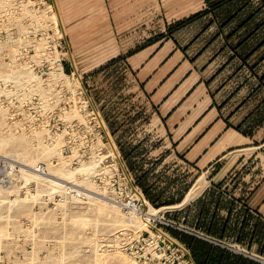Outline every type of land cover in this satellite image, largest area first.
Wrapping results in <instances>:
<instances>
[{
  "label": "rangeland",
  "instance_id": "374dc122",
  "mask_svg": "<svg viewBox=\"0 0 264 264\" xmlns=\"http://www.w3.org/2000/svg\"><path fill=\"white\" fill-rule=\"evenodd\" d=\"M263 4L237 0L171 35L170 23L202 10L204 0H0V264H178L155 256L162 240L181 244L169 230L180 227L174 212L147 200L136 211L125 205L143 193L121 149L141 147L152 159L144 156L146 169L170 147L133 72L161 48L153 67L173 45L190 63L203 52L200 89L195 78L192 87L189 76L175 78L166 102L213 91L233 115L264 92L213 37L224 16L236 15L224 31H238L232 43L243 44L241 55L252 51L264 42ZM263 56L264 46L249 60L260 75ZM236 121L244 134L264 132ZM181 165L167 157L154 175L183 183L203 175Z\"/></svg>",
  "mask_w": 264,
  "mask_h": 264
},
{
  "label": "crops",
  "instance_id": "0c3cea01",
  "mask_svg": "<svg viewBox=\"0 0 264 264\" xmlns=\"http://www.w3.org/2000/svg\"><path fill=\"white\" fill-rule=\"evenodd\" d=\"M161 51L159 49L141 63L138 75L144 79L153 76L152 83L158 82L157 85L170 75L163 90L174 87L188 75L189 86L197 82L195 86L199 90L202 78L199 68L200 62L205 63L204 53L190 63L173 48L153 67ZM257 89L264 92L263 88ZM182 97L174 103H166V106L169 104L167 109ZM211 103L209 98L185 100L166 122L178 153L193 165L189 166L191 170L203 175L190 183L180 203L163 208L174 212L176 223L180 225L177 231L214 247L206 249L212 264H264V132L261 134V126L249 135L228 127L226 107L218 111L211 108ZM240 103L229 123L237 118V124L264 125V95ZM216 165L215 172L210 176L205 174ZM179 215H182L180 219ZM179 242L188 251L193 264H206L196 251Z\"/></svg>",
  "mask_w": 264,
  "mask_h": 264
},
{
  "label": "trees",
  "instance_id": "16d2710c",
  "mask_svg": "<svg viewBox=\"0 0 264 264\" xmlns=\"http://www.w3.org/2000/svg\"><path fill=\"white\" fill-rule=\"evenodd\" d=\"M236 2L237 0H204V7L202 10L188 17L177 20L174 23H170V25L168 26V29L170 30L171 35L175 34L177 30L180 29L181 27L198 20L203 16H211L213 18L219 12L226 11L227 9H229V7L235 4ZM235 19H236V15L235 16H230V15L224 16L220 21L221 23L219 22L220 24H217L218 31L214 35L213 40L215 41L221 38L223 42L222 46L227 47L231 51H233V55L231 59L238 58V60L241 61V65L243 67H247V68L249 67L252 70L254 76H256L258 80V87H260L261 89L262 88L264 89V72L261 75L256 73L257 69L260 68V63L254 64V65H250L249 63V60L251 59V57L256 52H258L261 49V47L264 46V42L259 44L254 49H252V51H246L247 53H244L243 55H241L240 51L243 50V47H244L243 44L241 43L233 44L232 43V39L238 33V31L237 32L235 31V33H233V31L231 30L227 34L224 31L226 28H228L229 24H231V22H233ZM252 19H253L252 17H248L245 21H243L242 25H240L241 26L240 29L242 27H246V25L249 24V22ZM155 41L156 39H153L150 42H148L147 45L145 46L152 45L157 42ZM144 47H141L140 49L136 51L140 52L141 49ZM174 48H175V51L180 50V48L178 49L175 45H174ZM136 51H133L131 55H134L133 53H135ZM202 54L203 52H199L195 58L197 59ZM263 59H264V56H263ZM133 73L135 74L136 78L138 77L137 80L139 81V88H140V92L142 93L144 97V101L150 104V105L148 104L150 108L154 111L157 117L162 121V125L165 131L164 134L168 142L170 143V147L166 149L165 151H163L158 158H154V160H156L157 162L150 163L151 167L150 168L148 167L146 169L142 163L145 161V158L149 159V155H147V153L142 154L141 147H138V148L131 147L130 149L122 148L121 150L123 153L122 152L121 153L124 154L123 157H125L124 161L126 163V166L128 170L130 171V173L133 175L136 184L142 191L146 200L157 208L164 207V206H171V205L180 203L182 201L185 193L188 191L190 187V183H187V182L183 183L181 179V177L183 176L179 177L180 178L179 180H176V179L168 180L167 178L160 177V174H162V172L158 171V174L154 175V171L156 170L155 166L159 162L163 163V161L166 160L167 157H172L174 162L176 161L179 164H182L181 166H184L183 168H181L182 172H185L186 170H187L186 172H189L191 170V167L189 166H193L187 160H185L184 156L178 153L176 149L177 144L174 143V141L171 138V135H169V128H168V125L166 124L167 120L171 118L177 112L179 107L182 106V104L185 102L186 99L185 97H183L180 101L176 103V105L167 109V107L165 108V102L169 100V98L171 97V92L172 91L174 92L175 91L174 88L177 86L175 85L174 87H171L170 89L163 90L164 86L166 85L167 81L170 79L171 76L168 75L167 77L163 79L161 83L157 85L158 82L152 83V78H154L153 76H147L144 79L138 75V71L133 72ZM215 78L216 76L211 80H208V81L206 80V86L209 87V85L215 81ZM164 92L166 93H165V96L162 98V93ZM209 92H210L209 93L210 100L212 102L211 108L215 107L218 109V111H220L226 107V104L228 103L227 100L221 103H218L215 100V92L213 91H212L213 93L211 91ZM159 97L161 98V100L158 102L157 98L159 99ZM142 106L145 107V105H142ZM187 112L188 111H186V114H188ZM231 116L232 115L228 114L226 117L228 119L226 121L228 127L233 128L234 130H239L232 123H229V119L231 118ZM110 127L112 129V132H114V135H116L117 132H115V129H113L112 123H110ZM151 149L157 150L158 145L157 144L154 145L153 147H151ZM149 160H152V159H149ZM175 176L176 174L174 175V177ZM154 177H159V178L152 180ZM169 230L179 241L184 243L188 248L192 249V251L194 252L196 251L198 255L204 258L206 260L205 261L206 264H212L211 262L208 261V259H210V256H208V253H206V249L214 248L211 244L205 241H202L198 239L197 237L189 235L187 233H183V232L177 231L172 228H170ZM262 253L264 252L262 251ZM216 264H221V263L217 262Z\"/></svg>",
  "mask_w": 264,
  "mask_h": 264
},
{
  "label": "built area",
  "instance_id": "2783aa9c",
  "mask_svg": "<svg viewBox=\"0 0 264 264\" xmlns=\"http://www.w3.org/2000/svg\"><path fill=\"white\" fill-rule=\"evenodd\" d=\"M99 123L101 124L100 119H98ZM136 197L130 198L126 201L127 209L131 211H136L140 208L143 203H147L146 198L141 194H135ZM176 247V248H175ZM169 254V255H168ZM170 256V257H167ZM188 251L183 246L179 245L177 242H169L168 244L165 243L164 240L159 243V246L156 247V257L161 260L162 258L167 257L166 259H170L172 257V262H177L178 264H193L190 261L188 256Z\"/></svg>",
  "mask_w": 264,
  "mask_h": 264
}]
</instances>
